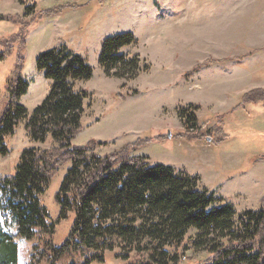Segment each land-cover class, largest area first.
Instances as JSON below:
<instances>
[{
    "label": "rangeland",
    "instance_id": "rangeland-1",
    "mask_svg": "<svg viewBox=\"0 0 264 264\" xmlns=\"http://www.w3.org/2000/svg\"><path fill=\"white\" fill-rule=\"evenodd\" d=\"M24 1L23 6L20 0H0V16L20 17L28 23L0 21V40L15 39L21 31L25 36L24 50L12 44L11 55L0 62V116L10 103L9 85L19 55L24 57L23 79L29 89L18 103L31 113L48 97L52 84L37 70V59L50 50H67L85 59L93 70L91 80L73 84L76 91L88 94L82 129L73 146L102 143L97 153L105 157L139 140L170 133L167 141L141 146L132 155L198 179V188L219 201L215 208L227 205L242 217L260 212L264 105L245 103L243 97L264 89V0H103L102 5L97 0ZM63 6L68 8L47 15ZM26 7L34 9L32 16H25ZM123 34H132L135 44L120 53L143 61L137 77L108 76L99 64L104 42ZM9 48L0 46V55ZM223 60L229 62L220 63ZM210 61L214 63L204 65ZM26 122L7 139L10 154L0 156L3 177L15 176L23 150L55 147L50 140L34 143L24 130ZM216 127L225 133L219 143L212 141L217 140ZM186 132L193 140L177 137ZM70 167L60 169L41 197L50 222L56 225L53 237L28 242L4 222L5 231L15 234L20 264H36L33 255L39 253L40 264H49L51 247L66 242L75 217L60 220L55 198ZM197 235L189 232L183 248L166 246L167 263L205 264L209 242L222 241L229 234L205 238L201 248L193 244ZM150 255L114 241L107 250L85 249L57 264H143Z\"/></svg>",
    "mask_w": 264,
    "mask_h": 264
},
{
    "label": "trees",
    "instance_id": "trees-1",
    "mask_svg": "<svg viewBox=\"0 0 264 264\" xmlns=\"http://www.w3.org/2000/svg\"><path fill=\"white\" fill-rule=\"evenodd\" d=\"M97 1L103 4V0ZM20 3L24 6L26 1L20 0ZM66 8L68 6L59 7L47 15L55 16ZM25 12V16H32L34 9L26 7ZM0 21L28 24L20 17L0 16ZM24 38L21 31L15 39L0 40V46H10L0 55V62L11 55L12 44H20L23 51ZM134 44L132 34L118 35L104 42L99 64L108 76H138L143 64L140 57L129 58L120 53ZM227 62L229 60L220 61ZM211 63L214 62L204 65ZM23 67L24 57L19 55L9 85L10 103L0 116V156L10 154L7 139L15 135L22 121H27L24 130L34 143L44 144L50 140L55 147L44 151L23 150L15 176L0 175V264H20L21 261L15 234L5 231L4 222L28 242L53 237L56 225L50 222L41 197L66 165L71 167L55 200L61 209L60 220H67L71 214L75 218L66 242L61 247H51L49 264H57L65 256L85 249L107 250L114 241L129 246L130 251L132 248L150 251L149 261L143 264H169L170 253L165 247H185L191 231L198 232L193 244L199 248L205 244V238L229 234L222 241L209 242L205 264H264V198L260 212L248 213L246 220L230 206L215 208L219 201L198 188V179L175 172L171 167L149 165L146 158L132 155L141 146L167 141V135L139 140L105 157L97 153L102 143L91 141L85 146H73L82 129L88 99V94L76 91L73 84L91 80L92 68L85 59L64 49L43 53L36 61V68L52 84L48 97L29 113L18 103L29 89L23 79ZM243 101L264 105V91H251ZM193 125L197 128L196 119ZM213 132L217 140L212 138V141H224L223 128L216 127ZM177 137L193 140L190 132ZM33 252H38L37 246ZM33 259L40 264L43 256L34 254Z\"/></svg>",
    "mask_w": 264,
    "mask_h": 264
},
{
    "label": "water",
    "instance_id": "water-1",
    "mask_svg": "<svg viewBox=\"0 0 264 264\" xmlns=\"http://www.w3.org/2000/svg\"><path fill=\"white\" fill-rule=\"evenodd\" d=\"M168 137L171 138V134L170 133L168 134Z\"/></svg>",
    "mask_w": 264,
    "mask_h": 264
},
{
    "label": "crops",
    "instance_id": "crops-1",
    "mask_svg": "<svg viewBox=\"0 0 264 264\" xmlns=\"http://www.w3.org/2000/svg\"><path fill=\"white\" fill-rule=\"evenodd\" d=\"M261 88H262V90H264L263 87H261ZM261 88H260V89H261Z\"/></svg>",
    "mask_w": 264,
    "mask_h": 264
}]
</instances>
